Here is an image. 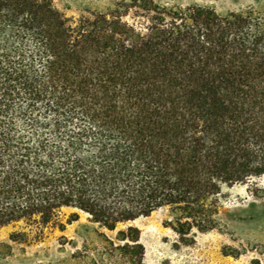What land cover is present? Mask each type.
Returning a JSON list of instances; mask_svg holds the SVG:
<instances>
[{
	"label": "trees",
	"instance_id": "trees-1",
	"mask_svg": "<svg viewBox=\"0 0 264 264\" xmlns=\"http://www.w3.org/2000/svg\"><path fill=\"white\" fill-rule=\"evenodd\" d=\"M262 176L264 7L120 0L74 18L0 0V228L42 233L74 208L113 231L163 209L188 240ZM103 236L91 264H144L139 228Z\"/></svg>",
	"mask_w": 264,
	"mask_h": 264
},
{
	"label": "rangeland",
	"instance_id": "rangeland-1",
	"mask_svg": "<svg viewBox=\"0 0 264 264\" xmlns=\"http://www.w3.org/2000/svg\"><path fill=\"white\" fill-rule=\"evenodd\" d=\"M120 0H54L67 17L105 12ZM168 6L191 3L211 6L218 13L264 7V0H155ZM130 19V18H129ZM74 213L78 218L71 223ZM165 210L119 224L110 231L74 208H63L43 232L25 227L24 222L0 228V264H91L105 244L103 236L114 238L120 229L133 225L140 229L145 247L144 264H264V176L246 184L224 189L217 229L195 232L188 240L164 226ZM63 225V227H61ZM24 229L26 239L10 240Z\"/></svg>",
	"mask_w": 264,
	"mask_h": 264
}]
</instances>
